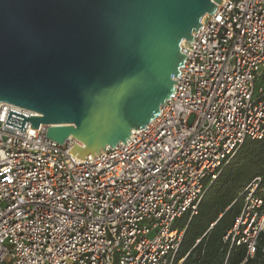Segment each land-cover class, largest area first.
<instances>
[{
  "label": "built area",
  "instance_id": "1",
  "mask_svg": "<svg viewBox=\"0 0 264 264\" xmlns=\"http://www.w3.org/2000/svg\"><path fill=\"white\" fill-rule=\"evenodd\" d=\"M182 43L185 63L158 116L85 159L48 126L6 125L0 103V264H180L184 214L246 140L264 138V0H222ZM259 82V85L257 83ZM25 130V131H24ZM260 178L225 238L253 257ZM225 264H229L225 262Z\"/></svg>",
  "mask_w": 264,
  "mask_h": 264
},
{
  "label": "water",
  "instance_id": "2",
  "mask_svg": "<svg viewBox=\"0 0 264 264\" xmlns=\"http://www.w3.org/2000/svg\"><path fill=\"white\" fill-rule=\"evenodd\" d=\"M221 1L0 0V103L39 114L10 109L5 124L72 136L81 159L126 144L170 98L183 41Z\"/></svg>",
  "mask_w": 264,
  "mask_h": 264
},
{
  "label": "trees",
  "instance_id": "3",
  "mask_svg": "<svg viewBox=\"0 0 264 264\" xmlns=\"http://www.w3.org/2000/svg\"><path fill=\"white\" fill-rule=\"evenodd\" d=\"M259 177L257 195L264 198V138L248 139L207 185L197 215L184 214L176 227H184L177 261L180 264H264V231L253 257L244 243L225 235L245 207L246 189Z\"/></svg>",
  "mask_w": 264,
  "mask_h": 264
},
{
  "label": "rangeland",
  "instance_id": "4",
  "mask_svg": "<svg viewBox=\"0 0 264 264\" xmlns=\"http://www.w3.org/2000/svg\"><path fill=\"white\" fill-rule=\"evenodd\" d=\"M257 85H259V82L257 83ZM181 219H178V221H180ZM264 231V230H263Z\"/></svg>",
  "mask_w": 264,
  "mask_h": 264
},
{
  "label": "bare ground",
  "instance_id": "5",
  "mask_svg": "<svg viewBox=\"0 0 264 264\" xmlns=\"http://www.w3.org/2000/svg\"><path fill=\"white\" fill-rule=\"evenodd\" d=\"M185 42V40L183 41V43Z\"/></svg>",
  "mask_w": 264,
  "mask_h": 264
}]
</instances>
